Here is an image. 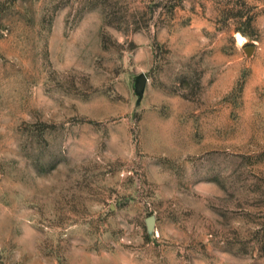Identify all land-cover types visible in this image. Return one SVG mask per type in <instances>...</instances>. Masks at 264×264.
Masks as SVG:
<instances>
[{
  "label": "rangeland",
  "instance_id": "rangeland-1",
  "mask_svg": "<svg viewBox=\"0 0 264 264\" xmlns=\"http://www.w3.org/2000/svg\"><path fill=\"white\" fill-rule=\"evenodd\" d=\"M0 264H264V0H0Z\"/></svg>",
  "mask_w": 264,
  "mask_h": 264
},
{
  "label": "water",
  "instance_id": "water-1",
  "mask_svg": "<svg viewBox=\"0 0 264 264\" xmlns=\"http://www.w3.org/2000/svg\"><path fill=\"white\" fill-rule=\"evenodd\" d=\"M146 83H147V76L145 75V73H139L133 77L132 88H133V93L136 96V101H135L136 104H139L143 97ZM152 224H153V217L149 216L148 218H146V225L148 229H151Z\"/></svg>",
  "mask_w": 264,
  "mask_h": 264
},
{
  "label": "bare ground",
  "instance_id": "bare-ground-1",
  "mask_svg": "<svg viewBox=\"0 0 264 264\" xmlns=\"http://www.w3.org/2000/svg\"><path fill=\"white\" fill-rule=\"evenodd\" d=\"M242 37L239 36V39H241Z\"/></svg>",
  "mask_w": 264,
  "mask_h": 264
}]
</instances>
